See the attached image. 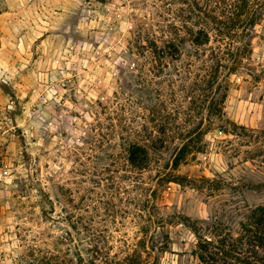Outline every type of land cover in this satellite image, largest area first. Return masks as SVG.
Listing matches in <instances>:
<instances>
[{"label":"rangeland","instance_id":"374dc122","mask_svg":"<svg viewBox=\"0 0 264 264\" xmlns=\"http://www.w3.org/2000/svg\"><path fill=\"white\" fill-rule=\"evenodd\" d=\"M263 207L264 0H0V264H202Z\"/></svg>","mask_w":264,"mask_h":264},{"label":"trees","instance_id":"16d2710c","mask_svg":"<svg viewBox=\"0 0 264 264\" xmlns=\"http://www.w3.org/2000/svg\"><path fill=\"white\" fill-rule=\"evenodd\" d=\"M197 45L208 44L211 40L210 33L205 28H200L195 33L190 32ZM191 140V139H190ZM189 140V141H190ZM190 143H184L174 158L173 165L177 166L184 158ZM190 151V150H188ZM150 160L148 149L133 142L129 147V161L138 168L148 166ZM240 236L231 239H204L201 243L202 264H264V207L258 213L251 214L241 224ZM126 264H140L139 257L135 254L127 257Z\"/></svg>","mask_w":264,"mask_h":264}]
</instances>
